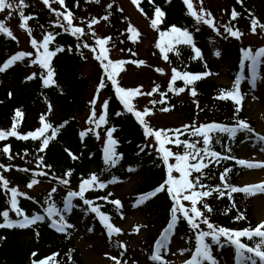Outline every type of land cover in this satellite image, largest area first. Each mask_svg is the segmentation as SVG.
Segmentation results:
<instances>
[{"label":"trees","instance_id":"16d2710c","mask_svg":"<svg viewBox=\"0 0 264 264\" xmlns=\"http://www.w3.org/2000/svg\"><path fill=\"white\" fill-rule=\"evenodd\" d=\"M25 2L29 5L23 10L25 17L31 16L32 19L27 20L25 23L20 19L19 11H12L10 15L8 12H0V21L5 22L6 27L12 31L13 35L14 31L10 28V24L16 25L17 28L21 29L30 38V41L32 38H35L40 42L43 34H46L45 29L59 33L53 42L50 43L49 50L54 51L57 45L63 46L65 50L57 53L55 59L51 62V65L55 69V84L49 87H44L42 80L39 78V73L42 71L39 65L31 64V60L35 58L36 52L32 47L30 52L33 53L34 49L33 56L15 62L13 68L6 72V74L12 76L11 79L17 81L14 82L16 83L15 85L11 86L7 84L6 81L10 78H4V73H0V130H9L11 128L17 109L24 113L22 118H17L19 120L17 131L20 135H26L29 131H35L38 127H41L39 124V117L41 115L46 116V121L50 122L53 128H58L67 121V124L60 129L57 135L50 139L44 152L37 151L39 141H34L31 138L21 140L11 137L7 141H0V149L6 145L10 146L9 154H4L0 151V163H3L6 167L9 164L12 165L7 172L0 170V174L10 181V186H16L19 191L26 193V184L30 181L33 173L38 171L49 173L47 177H36L40 183L32 188L33 190L37 186H45L49 190L40 197L26 193L28 196L42 203L51 188L57 187V193L53 194V199L57 207L62 208L61 201L66 197L67 191H77L82 178H90L92 174H96L107 186L104 189L88 190L85 193V197L93 200L94 205H99L100 210L112 219L118 217L119 212H117L113 204L100 199V197L110 192L109 188L113 183H109V181L113 180V178L118 181L132 176H140L141 182L134 191V195H138L156 186L165 175L163 166H157L158 161L155 149L151 146L153 145L152 140L150 141L151 137L145 139L143 130L134 115L127 113L123 109L110 81L106 82V86L102 90L109 101L108 116L106 118L108 123L95 129L101 138L96 139L94 134L89 133L81 141L79 137V133L81 132L79 127L81 117L87 114L86 120H88V117L91 115V108L88 105L91 97L89 90L99 84L103 75V68L100 66L99 61L94 59V55L99 54L100 49L95 44L92 32H95L99 38H112L105 46L109 59H111L110 55L113 52L121 51V60L126 61L127 64L139 70L151 69L153 75L155 74L154 79L149 85V89L144 82H142L140 87L128 88L140 89V92L132 98V104L135 110L138 111H143L145 108L151 110L150 114L145 117L147 122L151 113L162 112L161 109L167 107L171 113L182 114L183 118L192 120L197 124L220 122L232 126L235 125V121L238 119L249 123L243 111L242 101L239 106L241 107V111L236 114L234 109L237 105H235V102L230 97L223 100L218 99L221 89L226 91H230L231 89L218 85L211 79L214 75L212 62L205 60L201 56L196 57L193 45L184 43L173 44V50L166 53L168 59L165 60V54L161 53L160 49L156 47L158 43L161 46H165L160 38V40L152 44V49L149 51L150 56L148 59H145L139 53V46L144 39V34L132 24L118 0H100L98 4L94 0H64L63 7L58 3V0H49L51 8L46 6L43 0H25ZM138 2L139 8H137L139 11L140 8L143 9V12H140L150 23L152 19H155V6H159L165 13L156 28L159 32H169L173 25L187 28L193 36L195 47L201 51L205 50L204 43L211 37L209 28L202 23L196 24L195 18L188 13L187 8L181 0H170V2L168 0H152V3L149 0H138ZM109 3L113 4L111 9L107 8ZM51 9L65 12V14V10L71 11L73 13V26L83 28L85 36H82L81 40L77 41L70 32L66 33L62 28L55 27L56 16L55 12L51 11ZM221 10L228 24H231L236 30H239L242 26L241 31L243 32H250L252 28L251 21L253 19L257 20L254 34L264 36V27H262L264 26V0H239V2L238 0H225ZM233 10L238 13L235 19L231 16ZM109 12H111V15L107 20H104L103 17L108 15ZM93 18L98 22L92 25L90 31L87 26ZM21 23H25L24 28L20 27ZM129 24L139 34L133 40L127 39L131 35V33L127 32ZM41 25H43V28L40 27ZM28 29H31V36L28 35ZM167 39V37L164 38V40ZM77 43H89L90 47L97 48V53L94 54L89 49L81 48L80 50L87 57L86 59H81L75 47ZM68 48H72V51L69 52ZM17 52L19 50L16 41L0 34V66H2L7 58H10L11 55ZM132 52H135L136 55L133 56ZM177 52H179V55H177ZM140 60H143L145 63L139 65L132 62ZM160 60L173 65L178 72L187 71L192 75H200V79L194 81L191 85H185L184 81L180 80L176 85L172 86L173 90L169 91L168 85L170 83L160 80V76L156 73L158 69H162L158 63ZM260 64L262 65V70H260L259 77L263 80L264 57L261 58ZM89 67H91L90 72L87 71ZM32 72H35L37 75L33 80L29 81L26 77L31 75ZM205 72L210 73L207 75L208 77L201 76ZM157 85H159V88L155 94L151 95V98L153 99L156 96L160 100V93H166L163 97L165 103L145 105V98L149 96L147 93L151 92ZM179 87H184L185 91L182 93L176 92L175 89ZM193 89L197 92L195 97L191 95ZM143 91L147 92L144 94ZM9 93H11V96H9ZM48 104L52 105L51 113L47 111ZM116 112H123V115L116 116ZM149 125L151 127L154 126L152 121H149ZM90 126L95 127L94 125ZM108 127H115L117 129L113 133V137L117 139V151L123 157L120 163L110 170L103 163L102 152L106 136L105 129ZM46 135L51 136V129L46 132ZM222 135L221 144H214V150L220 152L222 156L229 155L236 158V153L240 150L244 140L243 133H238L234 139H229L226 134ZM188 139L195 140L197 138L189 137ZM145 145L148 146L145 147ZM140 147H145V151L137 155ZM66 148L73 155L77 156L76 160H73L68 155L65 151ZM25 152L28 153L27 156L24 155ZM8 155L13 156L11 161H9ZM39 156L44 157V166L41 168H37ZM232 160L235 159L221 160L219 163L209 164V167L204 169L205 176L202 178L203 183L212 187L220 186L223 188L219 179L220 173L225 168H230L232 171L228 174L227 182L234 186L238 173L242 168ZM47 165H50L51 168L49 169ZM23 168L29 169V172L25 173L21 171L20 169ZM129 168H133L134 171H128ZM68 170H72L70 177L64 175ZM53 177L68 179L69 184L67 186L59 185L58 181L54 180ZM22 187L24 188L23 190ZM114 197L112 194L108 200H114ZM129 197L133 198L131 195ZM18 200L19 206L26 211V214H43L40 204H34L31 200L22 196L18 197ZM203 200L213 208V212L207 213L201 205L199 208L206 215H209L210 221L216 225L227 228H244L250 225V223L244 220H235V215L243 209L247 201L246 198L235 195L232 200H229L227 191L225 190V196L222 198L218 197V194L214 192L212 196L203 198ZM73 203L75 207L72 209V212L65 213L67 222L73 225L76 217L82 213L83 217L94 221L96 227L100 229V237L106 244H109L112 240L106 236L105 228L100 225L95 213H92L87 206H84L83 202L78 198H74ZM171 203L166 193H161L141 206L142 211L148 219L149 226L150 224L153 226L164 225L170 213ZM233 203L236 204L235 208L231 207ZM7 207L6 196L3 190L0 189V211L6 210ZM226 210L227 214H224ZM10 216L16 219L14 213L10 212ZM49 225L50 221L45 220V222H38V225L30 228L0 229V264H31V260L33 259L48 257L54 258L49 261V264H84L71 235L73 228L68 229L65 233H59ZM201 227L204 228L205 226L201 225ZM37 232L39 233L38 236ZM179 232L183 235L184 239L190 243L194 242V233L185 222L180 224ZM152 241V237L148 236L143 244H145V247H150ZM249 243L251 244L252 242ZM33 252L37 253L36 257L31 255Z\"/></svg>","mask_w":264,"mask_h":264},{"label":"snow or ice","instance_id":"6c2138e0","mask_svg":"<svg viewBox=\"0 0 264 264\" xmlns=\"http://www.w3.org/2000/svg\"><path fill=\"white\" fill-rule=\"evenodd\" d=\"M95 3H100V0H94ZM152 3V0H149ZM170 2V0H168ZM184 4L187 6L188 13L195 18L196 24H204L213 27V21L210 18L211 14L208 13L206 15L204 10L201 9L198 14L193 7L191 0H183ZM239 2V0H238ZM43 3L51 8L49 4V0H43ZM58 3L63 7L64 0H58ZM131 3L137 5L139 8L138 0H131ZM29 5L25 2V0H0V12H8L10 15L12 11H19L20 19L26 23L27 20L32 19L31 16L25 17L24 8ZM113 7L112 3L107 5L108 9ZM51 11L55 12L56 21L55 27L62 28L64 32H70V34L76 38L77 41L81 40L82 36H85V30L81 27L73 26V13L71 11L60 12L55 9H51ZM140 11L143 12V9L140 8ZM155 19L151 20L152 28L156 29L158 23L161 21V18L164 17L165 13L161 10L159 6H155ZM111 15V12L108 15L103 17L104 20H107ZM238 13L233 10L231 16L233 19L237 17ZM62 17V19H61ZM66 22V23H65ZM98 21L93 18L91 22L88 24V29L91 31L92 25L97 23ZM25 23H21L20 27L24 28ZM253 26V31H255L257 26V20L253 19L251 21ZM43 28V25L40 26ZM264 27V26H262ZM199 30V29H197ZM46 34H43L42 41L38 42L37 39L32 38L30 43L32 48L36 50L35 58L31 60V64L39 65V68L42 70L39 73V78L43 82L44 87H49L50 85L55 84L54 75L55 69L51 65V60L57 53L63 52L65 49L63 46L57 45L54 51L49 50L50 43L53 42L55 37L59 35V33H54L51 31L44 30ZM224 31L230 34L233 37L238 36L237 31H233L232 27L229 25L224 26ZM127 32L131 33L127 37L129 40H133L135 36H138L137 30L131 26L130 24L127 27ZM0 34L5 35L8 38L13 40L16 37L13 35L12 31L6 27L4 21H0ZM220 33L217 32V35ZM28 35L31 36V29H28ZM92 37L95 40V44L99 47L100 52L97 53L96 47H90L89 43H77L75 45L78 50V54L81 59H86V55L80 49H89L93 52L94 59L99 61L100 66L103 68V75L99 81L97 92L99 90L105 88L106 82L110 81L112 86L115 89V94L120 104L123 106V109L126 110L127 113H132L139 123L143 130V135L145 139L149 137H154L155 143L151 145L155 149L156 159L158 161L157 166H163V171L165 175L162 177V180L158 182V185L152 190L148 191L145 194H142L135 206L147 201L150 198L156 197L160 193H166V195L171 200V206L169 209L170 218L167 221L166 226L163 228L159 238L155 241L154 251L151 253L149 259L153 262H159V264H172V262L165 261L163 259V255L168 251V243L170 240L169 234L173 232V230L178 226L181 219L186 222L188 228L194 233V250L189 248H180L179 251L181 253L191 252V256L187 259L184 264H220V261L214 256L213 249L219 248L221 251L224 250L225 247L234 248V259L235 264H264V223L257 225L254 229L252 227H246L243 230H231L224 226H218L215 223L210 221L209 215H206L201 208H198V204L207 211V213H212L213 208L203 200V198H207L212 196L215 192L218 194V197L225 196V190L227 191V196L229 200L233 199V193H245L248 194L250 192H261L264 193V184L261 185H252L246 187H236L231 183H228V174L232 171L230 168H225L219 176V179L223 185V188L220 186L212 187L211 185L203 183V177L205 176L204 169L209 167V164L219 163L221 160H229L235 159L229 155H221L220 152L214 150V144H221L223 135L226 134L229 139H234L238 133H247L250 136L254 137L256 140L260 141L264 144V135H260L255 133L254 129H252L244 120L238 119L235 121V126H228L227 124L221 123H202L197 126L195 123L193 124H185L182 128L175 129H154L149 125V123L145 120V117L148 116L151 112L150 109L145 108L143 111L135 110L132 104V98L140 92V89H125L123 87L118 86L116 75L119 72L121 65L125 64L124 60H116L113 61L109 59L106 49V45L112 39L111 37L99 38L96 36L95 32H92ZM160 37L165 46H161V44H157L156 47L160 49L161 53H164V59L167 60V52L172 51L173 44H189L193 45V51L195 52L196 57L201 56V50L193 44V36L187 30V28L177 27L175 25L171 26L169 32H160ZM167 37V40L164 38ZM68 51L71 52L72 48H68ZM131 51V50H129ZM132 55L135 56L136 53L132 52ZM179 55V52H177ZM217 57L221 55L219 51L215 53ZM33 56L31 52L19 51L14 55H11L2 66H0V73H4L10 66H12L15 62L24 60L26 57ZM243 57L245 60L250 61V69L252 72V84L255 86L256 78H257V69L258 65L261 62V58L264 57V48H261L255 54L251 51H245L243 53ZM133 63H138L139 65H143L145 62L143 60L140 61H132ZM205 67H207L205 65ZM244 67L243 62H241V68ZM158 71H162V69H158ZM173 75L171 77L172 81L175 82L177 80H183L185 85H191L194 81L200 79V75H192L191 73L178 72L176 69H173ZM210 73L205 72L201 75L207 76ZM36 73H32L27 76L26 79L31 81L36 77ZM240 83L241 78L238 76L235 80V85L230 91H226L221 89L220 95L218 99H225L230 97L237 107H235L234 112L238 114L241 111V101L242 94L240 92ZM159 88V85L156 88H153L151 92H148L147 95L151 96L154 92H156ZM169 91H172V85H168ZM176 92L182 93L185 91L184 87H179L175 89ZM166 93L161 92L160 100H152L151 103L153 105L159 103L164 104L165 100L163 97ZM191 95L195 97L197 92L195 89L191 91ZM11 96V93H9ZM92 105L91 115L88 117L87 123L89 125H94L95 127H89L87 131H81L79 133V137L81 141H83L84 137H86L89 133L95 135L96 139H100V134L95 131V129L100 128L101 125H105L108 123L105 114L101 113L97 117V112L95 111L96 99H92L90 101ZM109 101L105 99L102 103V107L106 110L108 108ZM198 107V105H197ZM48 113L52 112V105L48 104L47 108ZM162 112H167L169 109L167 107L161 109ZM116 116L123 115V112H116ZM24 113L17 109L15 112V116L13 117V123L9 130H0V141L5 140L8 137H15L21 140H28L31 138L34 141H39L37 145L38 152H44L45 148L48 146L50 139L54 138L57 133L63 128L67 121L61 124L58 128H53V125L50 122L46 121V116L41 115L39 117V124L41 127H38L35 131H29L26 135H20L17 131V126L19 124V120L17 118H22ZM51 129V136L46 135V132ZM117 129L115 127H108L105 129V139L102 148L103 152V163L107 166V169L116 167L120 161L122 160V154L117 151L118 141L113 137V133L116 132ZM187 135L188 137H195V140H181L180 137ZM174 143L177 146H183L182 152H174L166 145ZM148 145H145L147 147ZM145 147H140L139 155L141 152L145 151ZM4 154H9L10 146H4L0 149ZM65 151L68 155L76 160L77 156L73 155L71 151L67 148ZM230 151V149H229ZM261 151H264V147L261 148ZM25 156L28 155L27 152L24 153ZM9 161L13 159L12 155H8ZM39 163L37 164V168H41L44 166V157L39 156ZM170 160H174L175 163H170ZM236 163L241 166H246L247 168H256V167H264V164H254L245 159H238ZM12 167L9 164L7 167L0 163V170L4 172L9 171ZM50 169L51 166L47 165ZM21 171L28 173L29 169L23 168ZM128 171H134L133 168H129ZM178 173V176L173 175V173ZM195 173L196 175H193ZM49 173L44 171H38L33 173L30 177V181L26 184L28 189H32L35 185L40 183V181L36 177H47ZM64 175L70 177L72 175V170H68ZM54 180L58 181L59 185L67 186L69 184L68 179L64 178H56L53 177ZM116 179L109 181V183H115ZM106 183L102 181L99 176L96 174H92L90 178H82L81 182L78 185V190H69L67 191L66 197L62 199V208H58L53 199V194L57 193V187H52L51 190L47 193V196L43 199V202L36 200L33 197L28 196L26 193L19 191L18 187L10 186V181L6 179L2 174H0V189L3 190L6 196V204L8 205L6 210L0 211V229H12V228H30L32 226L38 225V222L43 223L45 220L50 221V227L54 228L55 231L59 233H65L68 229L73 228L74 226L67 222V218L65 213L70 212L74 207L73 200L74 198H78L83 202L84 206H87L88 209L92 213L99 218L100 223L107 230L109 237L113 234H120L121 229L119 227H115L111 222V217L100 210L99 205H94L93 200L86 198L85 193L91 189H104L106 187ZM24 197L28 200H31L34 204H40L43 214L34 213V214H26V211L19 206L18 197ZM112 196V193L109 192L107 195L100 197V199L106 200L109 203L113 204L116 207L117 212L122 207L121 201L119 199L108 200V198ZM182 201L190 202L189 206H185ZM232 208L236 207V204L233 203ZM10 212L15 214L16 219H13L10 216ZM224 214H227V210ZM245 216L243 213H238L235 215L236 221L244 220ZM201 225L205 227L202 228ZM91 231V229H89ZM139 231V228L136 229ZM37 236L39 233H36ZM246 237L248 241H251V244H246L241 242V238ZM120 248H124L125 245L123 243H118ZM33 257L37 256L36 252L31 254ZM123 255V253H121ZM53 257H48L47 259H33L31 260V264H49L50 260H53ZM110 259L115 260V264H120V260L115 257H110Z\"/></svg>","mask_w":264,"mask_h":264},{"label":"rangeland","instance_id":"374dc122","mask_svg":"<svg viewBox=\"0 0 264 264\" xmlns=\"http://www.w3.org/2000/svg\"><path fill=\"white\" fill-rule=\"evenodd\" d=\"M123 3L128 15L132 18L133 22L143 31L145 38L141 46V53L145 57L149 55L151 43L156 40V33L151 29L149 24L144 20L143 16L135 8L134 4L131 3V0H121ZM194 10L199 14L200 10L203 9L206 15L212 9H217L218 6H222L223 0H191ZM220 6V7H221ZM213 22L218 23L220 21V13L217 18H212ZM19 42L21 46L26 49L29 47L27 38L19 33ZM227 37L223 38V41H213L209 43V56L212 60L222 61V66L220 68L221 76L216 78V81L229 85L231 81L227 77L228 67L231 65L227 60V55L225 58L222 57L224 54L223 49H227ZM238 43L241 45H254L257 47L264 46V39H255L253 41L248 38L238 39ZM226 45V46H225ZM219 51L221 55L217 57L215 53ZM118 74H123L119 78V81L124 85L128 86L125 83V78L127 81H138L136 78L137 74L135 70L132 69L130 73L123 72L119 70ZM245 109L249 117L255 121V133L264 135V83L256 84L247 89L246 99H245ZM176 117H165L162 116L159 119V122L162 125H168L176 122ZM264 147L260 141L256 140L254 137H248L244 149L241 151L240 155L242 159L246 161H256L260 164H264V151H261V148ZM264 178V167H259L256 170H252L247 173L244 178L241 180L242 184L245 185H255L259 183L260 179ZM138 183V179L134 178L125 182H118L114 184L110 189L114 192L117 197L125 198V195L129 193L133 186ZM47 190L44 187L37 188L34 191V195H39L41 192ZM125 206L121 211V217L113 221L115 227H119L125 236L122 238V243L125 245L123 250L116 249L113 246H105L102 244L99 237L95 236L92 231H89L88 228H85L83 225L77 227L74 231L73 236L76 239L77 246L79 247L82 256L86 264H113L115 260L110 259V257H115L120 261H124L125 264H159V262H153L149 259V256L141 249L138 248V243L141 241L145 235L146 230L143 228L144 224V215L138 209L131 206L124 199ZM255 220L256 222L264 221V194H258L255 197ZM139 228L137 232L136 229ZM185 248L184 244L177 241L175 238L172 240L170 245H168V251L163 255L165 261H171L172 264H181L187 259V255L179 251L180 248ZM123 253V255H121ZM219 261L221 264H232V258L230 253H226L224 257L219 256Z\"/></svg>","mask_w":264,"mask_h":264}]
</instances>
